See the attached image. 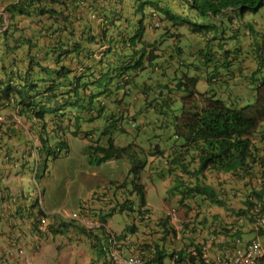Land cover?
<instances>
[{
  "label": "trees",
  "instance_id": "1",
  "mask_svg": "<svg viewBox=\"0 0 264 264\" xmlns=\"http://www.w3.org/2000/svg\"><path fill=\"white\" fill-rule=\"evenodd\" d=\"M0 8L9 14L8 21L5 14L0 16V114L31 124V138L40 141L39 156L56 157L63 150L69 153V134L90 138L85 147L90 163L99 166L126 161V180L134 178L129 192L146 203L144 188L137 180L147 162L140 158L138 146L130 142L133 134L128 127L135 123L133 130L140 136L138 119L146 118L144 125L156 116L172 124L186 153L192 158L197 153L198 172L211 166L215 173H234L240 167L247 176L261 164L253 149L256 134L261 127L264 130V24L257 23L264 19V0H0ZM248 14L255 17L246 21ZM233 40L251 41L256 46L252 52L256 64L250 73L241 57L236 52L229 55L231 51L224 46ZM18 55L19 60L12 58ZM236 70L242 74L243 86L235 87L240 82L235 80ZM217 79L233 99L242 97L245 89L255 103H228V96L212 87ZM201 80L209 88L204 93L197 89ZM199 141L203 144L195 145ZM154 150L145 154H154ZM32 151L34 162H40ZM25 166L23 174H32L33 165ZM177 168L180 170L178 165L171 167L169 173L177 175ZM113 184L127 186L126 181ZM195 187L213 203L226 205L221 195L228 190L221 188V193L210 186ZM249 192L236 215L254 222L253 203L259 200L264 205V185ZM19 199L14 206L10 197L0 198V223L9 228L10 241L16 238L18 251L17 242L26 234L22 226L32 229L38 241L45 234L39 225L46 218L38 199L29 207ZM132 203L126 199L121 211ZM85 206L84 202L77 218L87 215ZM103 211L96 216L107 224V216L113 215L107 213L117 212V208L107 215ZM76 217L49 222L46 232L56 240L58 235L80 232ZM136 231L135 225L121 233L104 227L100 232L91 231L89 235L97 242L91 264H101L103 256H110V243L127 239ZM259 234L264 240V229ZM10 249L0 256V264L15 260ZM97 250L101 256L95 255ZM110 262V257L104 261ZM259 264H264V255Z\"/></svg>",
  "mask_w": 264,
  "mask_h": 264
},
{
  "label": "clouds",
  "instance_id": "2",
  "mask_svg": "<svg viewBox=\"0 0 264 264\" xmlns=\"http://www.w3.org/2000/svg\"><path fill=\"white\" fill-rule=\"evenodd\" d=\"M4 9H2L1 12H4L6 16L7 13H5ZM260 22L264 24V19L261 20V18H259L257 23L260 24ZM257 30L260 31L261 28H257ZM245 41L246 40L238 42L233 40L227 42V44L224 43V46L228 51H231L229 55L232 56V54L236 52V54L239 55V58L241 57L246 72L248 71V73H250L256 64V59L252 58L254 54H252V52L256 49V46L253 47L251 41H248L247 43H245ZM242 43V47L244 49H241L240 47ZM234 66L238 68L237 65ZM235 76V80H240L235 87L243 86L241 83L242 74L236 70ZM214 81L215 82H213L212 87L215 89L216 93L228 96L226 99L228 103L234 104L241 101V98L236 97L233 99L231 93L228 94V92H225L228 91L226 90V85L220 80L217 79ZM152 119L153 118L150 117V119H147V122ZM140 120L143 122L146 118L142 117ZM134 125L135 123L130 126L129 130L130 133L133 134L130 142H133L138 146L137 151L138 153H141L139 156L147 162V166L150 164L152 171L150 177L152 181H154V178L162 179L164 181L165 190L168 194L172 195L170 199H173L177 203V209L174 210L167 208L165 212L162 213L160 210H155L152 206H150L147 202V190L145 184L142 182L141 173L137 180V184L139 182L144 188L146 203L141 202L136 193L133 195L130 194L129 191L133 186V177H130L127 180L126 177L120 181H110L105 184V189L103 191H96L98 194H95L94 192L92 202L90 199L88 200L91 204L88 209H86V216L81 215L78 218L76 216L72 217L71 212H68L67 218L72 219L76 217L78 225L81 226L80 232L74 231L70 234L68 233L66 236L60 235L57 237V240L50 234V238L55 241V244H58L60 246L58 247L62 250L57 256L62 253L67 255L68 258H71V255L69 254L74 250V248H77L78 252H81L80 254H82V252L87 249V246H89L90 249L87 252L89 257L88 259L86 258L88 262L86 263L85 260L83 262L84 264H91L92 256H94L95 253L93 252L94 243L96 245L97 242H95V239L91 238L89 233L97 230L100 232L102 227H104V229H110L108 224L103 223L99 220V217L96 216L101 210H104L103 213L105 215L111 213L115 215L120 213L127 216L129 220L131 217L137 216L139 224L144 227V230H140L137 223L132 221V225L137 227L136 233L132 234L127 239H117L110 243L109 257L111 264H165L167 254H169L172 264H220V262L237 255L239 251H248L252 245H258L259 247V254L253 260L252 264H259L264 255V240L259 234L261 229H264V205L251 195V199L256 200L253 203L255 206L251 211L255 217L254 222H246V218H241L240 216L237 217L236 212L243 207V202L250 194L248 191L260 189L264 185V166L262 165V161L264 162V149L257 143L259 138L264 137L263 127L260 129V134H256L254 139V149L256 148V151L253 149V156L255 158H259L261 164L256 166L253 174L246 176L243 175L242 172L244 171L240 167L237 171L235 170L234 173H215L211 166L201 170V172H198L199 160L197 158V153L194 151L196 154H194L193 158L190 154L186 153L183 149L182 143L177 140L179 139L178 136L175 137L176 143L174 146H170L167 143L164 148L157 146L156 137L151 136L146 141L148 149L145 150L135 141V139L139 137V132H137V130H133V128H135ZM30 139L31 140L28 143L29 149H33L38 155L40 141L36 138ZM151 140L154 142L151 143ZM201 144H203V141H199L195 145L198 146ZM149 149H156L153 151L155 153L145 154ZM39 157L41 161L38 162V160H36L33 163V173L31 175H34L36 180H34L33 183L35 199H38V204L40 205L39 208L45 210L43 205L44 202L42 201L43 190L37 182V176L40 173V168L44 166L43 158L46 156L40 155ZM176 158L180 161L176 160V162L170 164L171 161ZM124 162L127 163L126 161ZM250 164L251 162L249 165ZM177 165L180 168V170L178 168L176 170L177 175L174 174V172H171L170 174V168L172 167L173 169ZM44 173L45 172H43V174ZM32 176L30 178H32ZM237 176H240L241 178L237 179ZM254 179L260 180L259 186H253V183L255 182ZM238 180H244L245 186L247 187V190H245V194L247 193V196L242 193L239 195L241 197V201L237 203L239 207L236 208L231 206L230 200L238 198L237 194L241 189L237 188L233 184V182L238 183ZM124 181H126V187H121L120 184H113V182L122 183ZM231 182L233 184V188L227 191ZM196 184L218 188L221 193V188H224L227 193L223 194L225 196L221 195V198L226 205L219 206L213 203V200L209 196L202 195L197 191L195 187ZM130 195L132 196L128 198ZM242 195L244 196L242 197ZM3 196H5V198L10 197L13 201L12 203H16L14 201L18 200V198L27 200L32 197L30 193L26 194L24 192L22 194L13 195L7 189H5V194H3V190L0 191V198ZM228 196H231L229 200L227 199ZM126 199L132 201L133 203L130 207L121 211L120 205H122ZM204 205L206 209H209L211 206L224 208L228 212V215L224 220H220L219 218L214 219L210 215H205L203 213ZM115 207L117 208V212H109L106 214L107 211ZM45 215L46 218L42 220V224L39 225V227L40 230L46 234L48 232H46L45 229L47 228L49 222L57 224L59 219L49 220L47 217L48 215ZM109 217L110 216H107V218ZM22 227H26V225ZM219 230H221L222 233L219 234ZM247 234H252L253 236L250 239H245L244 236ZM61 237H64L63 242L66 243L65 247L60 244ZM15 241H17L15 237L12 241H10L9 238L10 248L14 251L15 260L20 261L21 259L19 258L24 256L19 254L22 249L21 246L23 245H20V241L17 242L21 248L18 251L14 246ZM124 245L126 248L123 251L120 250Z\"/></svg>",
  "mask_w": 264,
  "mask_h": 264
},
{
  "label": "rangeland",
  "instance_id": "3",
  "mask_svg": "<svg viewBox=\"0 0 264 264\" xmlns=\"http://www.w3.org/2000/svg\"><path fill=\"white\" fill-rule=\"evenodd\" d=\"M261 13L264 14V9ZM253 17H255V15L248 14L244 17V19L247 21L251 20ZM8 18L9 14L6 15L7 21ZM262 19L263 18H261V20ZM198 21L200 20L198 19ZM260 24L263 23L260 22ZM247 42L248 41L246 40L245 43ZM197 89L199 92L204 93L209 88L206 82L201 80L197 85ZM243 91L244 95L240 97V104L242 106L254 104L255 99L252 94H246L245 89H243ZM137 122V124L141 126V129L139 128L141 134L135 139V141L143 149H148L146 141L151 136L156 137L157 146L162 148H164L167 143L170 146L175 145V136L173 134L172 124H165L162 117L153 116V119L144 125L139 119ZM162 133H166V136H163ZM124 139L126 141H130L129 137H125ZM22 140L28 141L26 139ZM50 140V144L54 147L55 151L56 147L54 146V142L52 139ZM66 140L69 145V153L63 150V152L57 154L56 157H44V166L40 168V173L37 176L38 180L41 179L39 184L43 190L42 201L44 202L43 205L49 220L67 219L68 212H71L72 217L76 216L84 202L86 205L85 208L88 209L91 204V202L88 203V200H92L94 198V192L103 191L106 183L110 181L123 180L128 174V164L123 160L103 163L99 166L92 165L90 163V158H87L88 153L85 150V147H88L91 143L90 138H86L83 135L74 137L72 134H69ZM150 142L153 143L154 141L151 140ZM178 142L183 143L182 140H178ZM25 144L26 143L24 142L23 146ZM43 172L45 173L43 174ZM151 173L150 164L141 173L142 182L145 184L147 190L148 204L155 210H160L162 213H164L167 208L176 210L177 203L173 199H170L172 195L166 192L164 181L156 178L152 181L150 177ZM31 179L33 182L25 176L22 181L21 186L26 193L27 190H31V192L34 191V175ZM3 194H5V190H3ZM132 221L137 223L140 230H144V227L139 224L137 216L131 217L129 220V218L124 214L117 213L107 218L108 227L112 228L116 233L123 232L128 225L133 224ZM46 234L48 235V233ZM252 236V234H247L244 238L250 239ZM63 238L64 237H61L60 244L65 247L66 243L63 242ZM11 255L12 254L9 253L8 257H11ZM96 255L98 257L102 254L99 250H97ZM59 256L68 258L67 255L62 253ZM107 258L103 256L100 261L101 264H106L104 261ZM66 264H69V261L66 262ZM165 264H172L169 254L166 256Z\"/></svg>",
  "mask_w": 264,
  "mask_h": 264
},
{
  "label": "crops",
  "instance_id": "4",
  "mask_svg": "<svg viewBox=\"0 0 264 264\" xmlns=\"http://www.w3.org/2000/svg\"><path fill=\"white\" fill-rule=\"evenodd\" d=\"M2 9L4 8H0V12ZM0 50H2L1 44ZM20 57L21 55H18L17 57L13 56L12 58H17L19 60ZM0 125L2 129L0 130V191L7 189L13 195L22 194L23 192L26 193L21 186L22 181L25 176L29 178V180H31L30 177L32 175L23 174L25 170L22 168V166L23 164H25V168H31L34 163V156L31 155L32 150L29 149L28 146L29 138H31V124L25 119L19 118L17 116H15L14 119H8L6 114L1 113ZM22 139H26L28 141H23ZM24 142L26 144L23 146ZM263 142L264 137L259 138L257 141L260 147L264 149ZM254 181L255 182L253 183V186L260 185V180L254 179ZM233 184L237 188L241 189L237 194L238 198H233L230 200L231 206L237 208L239 207L237 203L241 201V197L239 195L241 193L245 194V190H247V187L245 186L244 180H238V183L233 182ZM232 188L233 186L231 182L228 186V191ZM27 193H30L32 195L30 199H19L18 201L19 203L21 202V205L25 207H29L30 203H33L35 199L33 191L31 192V190H27ZM243 196L244 195H242V197ZM230 198L231 196L227 197L228 200ZM16 203H13V205L16 206ZM4 204L8 205L7 203ZM203 213L205 215H210L214 219L219 218L220 220H224L228 215V212L224 208L211 206L209 209H206L205 205L203 206ZM22 228L24 229V231H26V234L25 238L23 237V239L19 241L21 242L20 245L24 246H21L22 250L20 253L24 256L21 258L18 257L19 259H21L20 261L9 259V263L7 264H66V262L68 261L69 264H84V260L86 263L88 262L87 259L89 255L87 252L90 249L89 246H87V249H85L82 254H80L81 252H78L77 248H74V250L69 254L71 255V258L66 259L63 256H57L62 250L59 248L60 246L58 244H55V241L50 238V234H48V236L46 234V237L45 234L42 235V238L37 241L35 240V236L32 230H30L27 225L26 227ZM8 230L9 228L5 224L0 223V256H2L6 251L8 252L11 250L8 238L9 235L7 234ZM35 241H37L38 243ZM36 243L39 245H37Z\"/></svg>",
  "mask_w": 264,
  "mask_h": 264
},
{
  "label": "built area",
  "instance_id": "5",
  "mask_svg": "<svg viewBox=\"0 0 264 264\" xmlns=\"http://www.w3.org/2000/svg\"><path fill=\"white\" fill-rule=\"evenodd\" d=\"M0 15H4V12H0ZM258 254V245H252L248 251H239L237 255L220 262V264H252Z\"/></svg>",
  "mask_w": 264,
  "mask_h": 264
}]
</instances>
